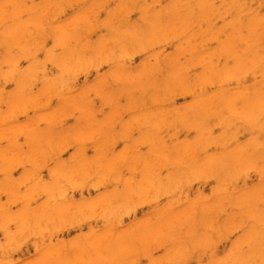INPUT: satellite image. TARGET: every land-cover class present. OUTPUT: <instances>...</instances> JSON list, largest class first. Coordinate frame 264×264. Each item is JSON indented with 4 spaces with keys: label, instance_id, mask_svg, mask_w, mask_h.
I'll return each instance as SVG.
<instances>
[{
    "label": "clouds",
    "instance_id": "clouds-1",
    "mask_svg": "<svg viewBox=\"0 0 264 264\" xmlns=\"http://www.w3.org/2000/svg\"><path fill=\"white\" fill-rule=\"evenodd\" d=\"M260 6H264V0H261L258 8ZM33 11L35 8L26 7L23 0H0V28L9 20H19L24 12ZM121 12L126 14L125 6H118L110 15H119ZM250 12L256 14L257 9H250ZM21 26L27 28V23L21 22L7 32L12 43L8 44L7 55L0 57V105L6 106V110H0V141L8 142L7 148H0V175L3 176L0 179V195L8 197L7 201L0 202V233L4 235L3 241H0V264H19V259L14 260L12 257L31 238H36L33 240V249L39 252L45 238L50 239L62 229L96 218L103 219L109 227L105 235L95 236L94 231H89L82 240L78 239L69 245L76 250L74 255L69 257L61 250H46L27 264H139L141 256L147 258L149 264H189L195 256L199 264L204 255H208L207 264H264V245L253 248L249 243L250 251L243 254L242 248L248 243L246 241L233 244L225 255L217 256V244L225 237L219 229L213 227L214 218L223 213L226 204L231 202V194L227 191L229 182L253 171L264 180V165L258 166L248 152L249 146L252 152L264 148V141L258 139L259 134L264 133V82L251 97L241 93L215 101L196 99L183 112L174 110L154 122L145 120L144 124L150 125L156 132L177 125L190 131L196 130L197 137L193 141H182L181 146H173L174 155L171 151L160 150L153 140L142 139L138 143L153 145L150 149L153 156L151 161H142L140 157H130L127 153L108 159L103 151L94 161H89L84 156L86 142L101 140L102 148L109 142L114 144L117 139L129 138L134 126L140 125V118L126 123L123 131L114 132L111 121L107 125L98 124L93 128L92 113L83 96L72 98L62 109L55 111H47L51 108L50 102L54 97L60 98L63 93L73 91L82 73L91 74L90 69H99L109 62L123 67L126 61L133 59L137 51L147 52L155 48L160 40L153 35L133 50L126 36L116 34L93 48L92 56L85 60L78 54L77 46L83 50L88 45L81 44V37L67 27L54 29L59 32L56 44L53 48L44 49L43 37L37 40L32 33H29L33 41L31 44L27 40L21 43V37L17 36ZM35 27L39 30L36 35H39L43 25L36 24ZM4 35L0 31V37ZM3 43L0 41V46ZM55 47H60L67 54L58 56ZM12 49L18 51L13 54ZM42 50L45 51L44 59H37V54ZM21 60L29 61L26 68L19 67ZM48 64L58 69L55 75L48 74ZM259 66L252 64V68ZM252 68L247 64H238L223 77L219 73L215 75L223 80L240 79ZM261 76L264 77V71ZM119 80L120 76L114 75V81ZM37 81L44 85L39 95L33 93ZM211 82L210 79L204 80V83ZM8 83H14L15 88L5 92L3 85ZM91 91L100 95L98 89ZM237 101H242L239 107ZM29 109L45 110L46 114L39 116L31 125L10 124L18 116L27 115ZM77 112L80 113L78 119L85 121L83 128L68 131L64 135L54 133V129L66 117ZM213 117L224 125V132L212 143L218 142L225 149L237 139V132L231 131L237 124L247 125L257 131V135L251 138L237 157L228 159L226 153H221L199 163L198 153L206 152L210 147L205 133L210 131L208 121ZM41 123L45 125L44 128H39ZM21 135L26 137V143L34 145L30 146L27 153L22 150L24 146L17 143ZM74 145L77 147L71 159L60 160V153ZM50 163L53 164L50 168L51 179L43 181L39 172ZM25 165L28 167H25L21 177L12 179V172ZM165 167L171 171L161 176L159 169ZM140 168L144 172L141 181L134 184L131 178L124 179L125 188L121 192L113 189L91 202L81 200L63 208L54 207L57 202L74 195L76 190H99L110 182L119 183L123 179V170L134 173ZM210 180L217 181V199L213 204L208 203L210 198L207 196L199 201L202 215L198 219L193 212L186 210L180 215L158 217L157 221H142L131 231L113 238L111 229L120 226L122 218L133 213L139 205L163 206L170 212L173 206L184 203L182 195L192 185ZM22 186H27L24 192H20ZM41 196L46 197L43 205L39 208L30 207L31 202ZM18 203L23 206L15 213L11 212V207ZM260 203H264V184L235 206L240 209L241 219L247 217L255 220L257 217L254 209ZM260 223L264 225V219ZM10 225H14V229H10ZM235 228L236 225L229 232L234 233ZM158 249H164L163 254L153 256V252Z\"/></svg>",
    "mask_w": 264,
    "mask_h": 264
},
{
    "label": "rangeland",
    "instance_id": "rangeland-1",
    "mask_svg": "<svg viewBox=\"0 0 264 264\" xmlns=\"http://www.w3.org/2000/svg\"><path fill=\"white\" fill-rule=\"evenodd\" d=\"M180 1L23 0V4L26 7L35 8V11L24 12L19 20H9L3 28H0V31L5 33L3 37H0V41L4 42L3 46H0V57L7 55L8 44L12 43V39L7 36V32L15 28L16 25L21 24V22L27 23V28L21 26V31L17 33V36L21 37V43L27 40L31 44L33 41L29 33H32L37 40L43 37L44 49L53 48L56 44V38L59 36V32L53 31L54 29L67 27L74 34L81 37V44L88 45L83 50L80 49L79 45L77 46L78 54L85 60L92 56L91 50L93 48H96L103 40L110 39L116 34L128 36V41L134 40L131 38L136 37L140 32L141 35L139 36L141 38L145 34L144 36L147 37L143 36V40H135L136 42L133 41L132 43L128 42L130 48L133 50L149 40L150 34L151 38L155 35L160 40V43L147 52L137 51L133 59L126 61L123 67L109 62L101 65L99 69H90L89 72L91 74L82 73L77 78L73 86V91L63 93L60 98L54 97L50 102L51 108L47 109V111L62 109L72 98L79 99L83 96L92 113L91 120L93 128L97 127L98 124L107 125L111 121L113 131L121 132L126 123L133 122L134 118H140V125L134 126L129 138L117 139L114 144L109 142V144L104 145L102 148L101 140L86 142L84 145V156L89 161H94L95 157L99 156L101 151L107 155L108 159L115 158L120 153H127L130 157L135 156L140 157L142 161H151L153 156L150 149H152L153 145L150 143H138L142 139L153 140L160 150L171 151L174 155L173 146H181L180 142L182 141L185 143L193 141L197 137L196 130L190 131L181 125H177L176 127L163 128L159 132H156L150 125L144 124L145 120L149 119L148 121L154 122L172 113L174 110L183 112L196 99L215 101L222 97H230L241 93H248L249 97H251V94L256 89H259L261 83L264 82V77L259 73V71H264V6L258 8V5H261V0H254V2L253 0H182V3ZM202 4H204L203 7ZM118 6H125L127 10L126 14L125 12H121L119 15H110ZM173 6L175 7L173 8ZM206 7L208 8L207 10H205ZM250 9H257L256 16L250 12ZM203 11H205L204 14ZM193 15L195 18L197 17L195 20ZM250 15L254 16L255 19L251 18L252 16L250 17ZM173 16L174 18H172ZM181 16H185V18L186 16H192L191 18L187 17L192 21L185 18L183 20ZM155 18L157 19L155 20ZM251 19L254 21L253 23ZM158 20L165 25L164 31L162 30L163 25H160L159 22V25L155 23V26H158L161 30L159 28L157 30L156 27H151L154 24L153 22H157ZM171 20L175 24H170L172 22ZM149 21L152 24L151 26L149 25ZM259 21L261 22L259 23ZM36 24L43 25V31L39 35H36L39 31L35 27ZM168 26L169 28H167ZM127 30L128 32H126ZM151 30L153 32L156 30L160 32H156L157 34L155 32L151 33ZM127 33H134V35H127ZM240 49H244L245 52L243 50L241 53ZM233 50L240 53V56L233 54L236 52H233ZM17 51V49H12L13 54ZM54 51L58 56L67 54L60 47H55ZM242 56L243 58H248V60L255 58V61L251 60L250 63L252 61H254L252 63L259 61L258 65L260 67H256V70L253 68L254 71L253 69L251 70L253 73L249 71L246 76L240 79L223 80L217 77H214L215 79L213 77L211 78L213 72V75L220 72V77H223L222 72L225 73L227 71L228 73V71L233 70L234 67H237L235 65L240 63L238 62L239 58V61H242ZM44 57V50L37 54V59L42 60ZM245 58L243 60L245 62L247 61L246 64L249 66V61L245 60ZM236 60L238 63H235ZM244 61L240 64H245ZM28 64V60H21L19 67L26 68ZM233 65L234 67L231 68ZM250 65L249 68H252V64ZM216 66L218 67L217 71ZM46 67L49 75H55L58 72V69L52 64H48ZM210 67L215 71L208 70ZM4 68L6 70L7 65ZM207 70L211 72L210 76H208L209 72ZM117 74L120 76L119 82L114 81V75ZM205 79L213 81L211 83H204ZM3 86L5 92H10L15 88L14 83H8ZM146 86L147 90L145 89ZM43 87V83L37 81L33 87V93L39 95ZM253 87L254 89H252ZM92 89L100 90V95H96L94 91H91ZM241 102L237 101L238 107ZM0 110H6V106L0 105ZM45 114V110L29 109L27 115L18 116L16 121L10 122V124L31 125L39 116ZM78 117H80V113L78 112L74 113L73 116L66 117L65 121L54 129V133L64 135L68 131L83 128L85 121L78 119ZM44 127L45 125L43 123L39 125V128ZM208 127L210 131L205 133V135L209 138L210 147L206 152L198 153L197 161L199 163L205 162L206 159L221 153H226L229 159L237 157V152L240 153L241 151L239 150L248 145L251 138L257 135V131H251L247 125L237 124L231 130L237 132V139L225 149L218 142L212 143V141L222 135L224 125L220 123L219 119L213 117L208 121ZM263 134L260 133L258 136V139L261 141H264ZM17 143L24 146L22 150L25 153L29 151L30 146H34L26 143V137L23 135L17 138ZM7 147V141H0V148ZM76 147L74 145L60 153L59 159L65 161L70 160L72 154L76 151ZM248 152L251 153V158L257 162L258 166L264 165V159L260 156L261 154L264 156V148L252 152V148L249 146ZM52 166L53 164L50 163L48 167L40 170L39 175L43 181H50V168ZM25 167L28 166L25 165L15 169L11 174L12 179H19L25 171ZM159 171L161 176H166L171 169L165 167L160 168ZM143 175L142 168L134 173L125 169L123 170V179L119 183L110 182L99 190L90 188L76 190L74 195L66 198L64 201L57 202L54 207L63 208L68 204H75L81 200L91 202L98 199L104 192H112L113 189L121 192L125 188L124 179L131 178V181L135 184L141 181ZM0 179H3L2 175H0ZM262 184H264V180L255 171L248 173L247 176L242 175L237 180L228 183L227 191L231 194V202L226 204L225 211L216 216L213 221V227L219 229L225 237L217 244V256L225 255L233 247V244L242 241L248 242L242 248L243 254H248L250 251L249 243L253 248L264 245V225L260 223L264 219V203L256 205L257 207L254 211L257 218L255 220L248 219L247 217L241 219L239 216L240 209L235 206L239 203L238 201H241V199L245 200L249 193L253 192ZM26 187L22 186L20 192H24ZM217 187L216 180L197 182L192 185L190 190L182 195L184 203L173 206L170 212L166 211L163 206L139 205L133 213L122 218L120 226L111 229L112 236L115 238L120 233L131 231L142 221H157L158 217L164 218L166 216L180 215L186 210L193 212L198 219L202 215L199 201L207 196L210 198L208 201L209 204L215 203L217 199L215 195ZM239 198L241 199L239 200ZM45 199L46 197L43 196L36 198L31 202L30 207L39 208L43 205ZM7 200L8 197L6 195H0V202ZM194 202L195 207H193ZM22 206V203L13 205L11 212L15 213ZM234 225H236L235 231L234 233H230L229 230ZM14 227V225H10V229H14ZM109 230V227L105 225L103 219L96 218L83 222L78 226L62 229L61 232L55 234L50 239L45 238L39 252L33 249V240L36 238H31L27 245L15 253L12 258L14 260L18 258L19 264H27L28 261L35 259L46 250H61L65 255L70 257L76 251L69 247L73 241L78 239L82 240L84 234L89 231H94L95 236H102ZM3 239V233H0V241H3ZM36 242L39 243L38 240ZM163 252L164 249H158L153 252V256L162 255ZM207 261L208 255H204L201 257L199 264H207ZM139 264H149L148 259L141 256ZM189 264H197L195 256Z\"/></svg>",
    "mask_w": 264,
    "mask_h": 264
},
{
    "label": "bare ground",
    "instance_id": "bare-ground-1",
    "mask_svg": "<svg viewBox=\"0 0 264 264\" xmlns=\"http://www.w3.org/2000/svg\"><path fill=\"white\" fill-rule=\"evenodd\" d=\"M181 1H182V0H181ZM181 1H180V2H181ZM188 1H189V0H188ZM190 1H191V0H190ZM178 2H179V1H178ZM184 2H185V1H184ZM184 2H183V3H184ZM236 2H237V1H236ZM236 2H235V3H236ZM176 3H177V2H176ZM181 3H182V2H181ZM238 3H239V1H238ZM238 3H236V4L238 5ZM178 4H179V3H178ZM187 4H188V3H187ZM185 5H186V4H185ZM203 5H204V4H202V7H203ZM175 6H176V5H175ZM175 6H173V8H174ZM182 6H183V5H182ZM207 6H208V5H207ZM232 6L234 7V4H233V3H232ZM184 8H185V6H184ZM184 8H183V9H184ZM177 9H178V8H177ZM198 9H199V8H198ZM200 9H201V7H200ZM207 9H208V8L206 7L205 10H207ZM173 10H174V9H173ZM181 10H182V9H181ZM186 10H187V9H186ZM201 10H203V8H202ZM174 11H177V10H174ZM179 12H181V11H179ZM199 12H200V11H199ZM204 13H205V11H203V14H204ZM172 14H173V13H172ZM178 14H179V13H178ZM178 14H177V16H178ZM188 14H192V13H188ZM195 14H196V13H195ZM203 14H202V15H203ZM186 15H187V14H186ZM251 16H252V15H250V17H251ZM255 16H256V14H255ZM187 17H188V16H186V18H185V16H181V18H183V20L188 19V18H191L192 16H191V17L189 16L188 18H187ZM193 17H194V15H193ZM172 18H174V16H173ZM184 18H185V19H184ZM196 18H197V17H196ZM196 18L194 17V20H195ZM251 18H254V19H255L254 16H252ZM156 19H157V18H155V20H156ZM167 19H168V18H167ZM176 19H179V18H176ZM176 19H175V21H176ZM257 19H258V17H257ZM260 19H262V18L260 17ZM260 19H259V20H260ZM183 20L181 19V21H183ZM188 20H189V19H188ZM251 20H252V19H251ZM171 21H172V20H171ZM189 21H192V20H189ZM158 22L160 23L159 20H158L157 22L154 21V22H153V23H154V24H153L154 26H153V25L150 23V21H149V23H150L149 25H150V26L152 25L151 27H156V26H155V23L157 24ZM179 22H180V20H179ZM253 22H254V21L252 20V23H253ZM255 22H257V20H255ZM260 22H261V21H259V23H260ZM159 23H158V25H159ZM166 23H167V22H166ZM173 23H174V21H172L170 24H173ZM247 23H248V22H247ZM161 24H162V23H160V25H161ZM174 24H175V23H174ZM179 24H180V23H179ZM238 24H239V23H238ZM248 24H249V23H248ZM248 24H247V25H248ZM261 24H262V23H261ZM162 25H163V24H162ZM166 25H167V24H166ZM169 26H171V25H169ZM169 26H168L167 28H169ZM251 26H252V24H251ZM251 26H250V27H251ZM260 26H261V25H260ZM171 27H173V26H171ZM171 27H170V28H171ZM247 27H248V26H247ZM247 27H246V30H247ZM255 27H256V25H255ZM156 28H157V30H158L159 27L157 26ZM257 28H258V27H257ZM21 29H22V28H21ZM163 29L165 30V25H163L162 30H163ZM153 30H155V29L153 28ZM153 30H151L152 32H151V31H150V32H151V33H154V32H155V33H156V32H160V31H157V30L153 32ZM159 30H161V28H159ZM164 30H163V31H164ZM254 30H255V29H254ZM126 32H128V30H127ZM126 32H125V33H126ZM130 32H131V31H130ZM132 32H133V31H132ZM150 32H149V34H150ZM142 33H143V32H142ZM136 34H138V33L136 32ZM147 34H148V33H147ZM156 34H157V33H156ZM127 35H134V33H132V34L127 33ZM139 35H141V32H140ZM139 35H137V36H139ZM144 35H145V34H144ZM144 35H143V36H144ZM123 36H125V35H123ZM135 36H136V35H135ZM137 36H136V37L132 36V37H134V38H131V39H134V40H131V39H130L131 41H128V42H131V43H132V42L135 41V40H141V39L143 38V36H142V38H141L140 36H139L140 38L137 37ZM149 36H150V38H151V34H150ZM245 36H246V35H245ZM144 37H147V36H144ZM242 37H243V36H242ZM242 37H241V38H242ZM127 38H128V40H129V37H128V36H127ZM136 38H137V39H136ZM138 38H139V39H138ZM143 39H144V38H143ZM143 39H142V40H143ZM245 39H246V38H245ZM239 41H240V40H239ZM241 41H242V40H241ZM243 41H244V40H243ZM5 42H6V39H5ZM135 42H136V41H135ZM255 42H256V41H255ZM247 44H248V43H247ZM250 45H253V44H250ZM245 46H246V45H245ZM245 46H244V47H245ZM256 47H257V46H256ZM227 48H228V47H227ZM248 48H249V47H248ZM245 49H247V48H245ZM254 49H255V48H254ZM240 50H241V51H240ZM240 50H239V51L242 53L244 49H240ZM234 51H236V50H233V52H234ZM233 52H231V53H233ZM244 52H245V50H244ZM231 53H229L230 56H232ZM252 53H253V52H252ZM252 53H251V54H252ZM226 54H228V53H226ZM233 54H238V55L240 56V53H237V51H236L235 53H233ZM246 54H247V53H246ZM238 55H235V56H238ZM257 55H258V54H257ZM261 55H262V54H261ZM261 55H259V56H261ZM251 57H253V55H251ZM261 57H262V56H261ZM242 58H243V56H242ZM244 58H245V57H244ZM244 58H243V59H244ZM243 59H242V61H239V60H240V58H239L238 62H240V63L242 62V63H243V61H244ZM250 59L255 61V58H250ZM245 60H248V58H247V59L245 58ZM251 60H248V61H249V63H248L249 66H251L250 64H253L252 62H254V61H252V62L250 63ZM259 60H260V57H259ZM257 61H258V60H257ZM236 62H237V60L235 61V63H236ZM238 62H237V63H238ZM244 62H245V61H244ZM246 62H247V61H246ZM246 62H245V64H246ZM258 62H259V61H258ZM258 62H257L256 64H258ZM240 63H239V64H240ZM242 63H241V64H242ZM234 65H235V64H234ZM234 65L231 66V68L234 67ZM225 66H226V65H225ZM235 66H237V64H236ZM249 66H248V67H249ZM206 67L208 68V66H206ZM259 67H260V66H259ZM211 68H212V67H210L208 70H210ZM215 68H216V71H217V68H218V67L216 66ZM220 68H221V67H220ZM222 68H223V67H222ZM231 68H228V69H231ZM234 68H236V67H234ZM234 68H233V69H234ZM225 69H226V68H225ZM252 69H253V68H252ZM208 70H207V71H208ZM213 70H214V69H211L212 72H213ZM255 70H256V67H255ZM214 71H215V70H214ZM222 71H223V70H222ZM225 71H226V70H225ZM225 71H224V72H225ZM230 71H232V70H230ZM253 71H254V69H253ZM208 72H209V75H208V76H210V75H211V74H210L211 72H210V71H208ZM218 72H219V71H218ZM228 72H229V71H228ZM251 72H252V71H251ZM261 72H262V71H261ZM261 72L259 71V73H261ZM225 73H227V71H226ZM225 73L222 72L223 75H224ZM252 73H253V72H252ZM213 74H214V72H213ZM213 74L211 75V78H212V77H213V78L216 77V75H213ZM219 74H220V72H219ZM176 76H177V75H176ZM173 77H174V75H173ZM211 78H210V79H211ZM214 79H215V78H214ZM218 79H220V78H218ZM218 79H217V80H218ZM212 81H213V80H212ZM214 81H216V80H214ZM172 82H173V81H172ZM172 82H171V83H172ZM218 82H219V81H218ZM155 83H156V82H155ZM171 83H169V84H171ZM147 84L149 85V83H147ZM156 84H157V83H156ZM169 84H168V85H169ZM149 86H150V85H149ZM152 87H153V86H152ZM148 88H149V87H148ZM145 89L147 90V86H146ZM150 89H151V87H150ZM252 89H254V87H253ZM221 93H222V92H221ZM221 93H220V94H221ZM222 94H223V93H222ZM247 94H248V93H247ZM252 94H253V93H252ZM252 94H251V96H252ZM218 96H219V95H218ZM220 96H221V95H220ZM222 98H223V97H222ZM220 99H221V98H220ZM241 103H242V102H241ZM239 106H240V105H239ZM148 120H149V119H148ZM238 125H239V124H238ZM250 129H251V128H250ZM247 130H249V129L247 128ZM251 131H252V129H251ZM256 134H257V133H256ZM259 135H260V134H259ZM263 135H264V134H263ZM258 150H259V149H258ZM239 151H241V150H239ZM240 153H241V152H240ZM240 153L237 152L238 156L240 155ZM257 154H259V153H257ZM234 155H235V154H234ZM259 155H260V154H259ZM235 156H236V155H235ZM260 156H261V158L264 159V156H263L262 154H261ZM260 156H259V158H260ZM231 157H233V155H231ZM253 158H254V157H253ZM255 158H256V157H255ZM257 158H258V156H257ZM228 159H229V158H228ZM240 199H241V198H239V200H240ZM243 201H244V200L241 199V201H238V202L240 203V202H243ZM256 207H257V206H256ZM256 207H255V208H256ZM257 209H258V208H257ZM233 219H234V218H233ZM252 238H254V237H252ZM254 239H255V238H254Z\"/></svg>",
    "mask_w": 264,
    "mask_h": 264
}]
</instances>
